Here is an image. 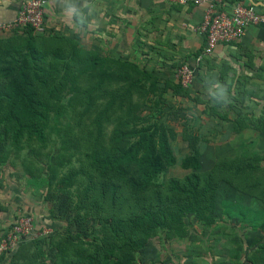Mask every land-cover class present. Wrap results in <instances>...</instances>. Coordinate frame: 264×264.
<instances>
[{
	"label": "rangeland",
	"instance_id": "obj_1",
	"mask_svg": "<svg viewBox=\"0 0 264 264\" xmlns=\"http://www.w3.org/2000/svg\"><path fill=\"white\" fill-rule=\"evenodd\" d=\"M31 34L46 53V64L63 71L66 82L60 102L49 112L44 144L26 136L12 144L0 131V166L36 183L42 213L31 215L37 228L44 224L51 229L49 236L22 245V256L12 264H61L63 258L74 260L75 249L92 254L103 239L114 240L107 229L109 217L144 211L170 212L181 224L159 226L142 247L122 249L120 257L129 264H264V115L255 116L245 101L257 95L253 85L225 89L216 74L203 73L181 85L185 94L175 95L178 65L187 63L166 62L173 55L159 52L158 46L156 55L149 47L129 53L127 66L105 65L107 74L98 77L89 58L121 59L120 54L89 46L88 52L73 56V44L82 50L79 38H65L52 27ZM27 35L25 27L0 30V50ZM186 56L193 58L192 53ZM141 69L155 76L154 91L148 90V80L133 82ZM150 123L169 132L166 148L174 162L148 187L132 186V166L117 174L92 162L126 144V139H114L116 132ZM190 141L197 149L198 169L180 165L191 152ZM192 174L204 195L192 200L170 189L171 181L185 185Z\"/></svg>",
	"mask_w": 264,
	"mask_h": 264
},
{
	"label": "crops",
	"instance_id": "obj_2",
	"mask_svg": "<svg viewBox=\"0 0 264 264\" xmlns=\"http://www.w3.org/2000/svg\"><path fill=\"white\" fill-rule=\"evenodd\" d=\"M20 1L0 0V20L12 19ZM241 1L264 16V0ZM202 9L170 0H44L50 28L61 29L65 38H79L82 51L88 52L89 46L106 47L109 55L120 54L125 60L129 53L137 55L146 47L156 55L158 46L159 52L173 55L167 60L163 56L166 62L184 60L191 68L193 58L186 55H193L203 44L196 30ZM203 63L197 75L214 78L216 74L225 89L234 84L253 85L257 95L246 89L250 96L245 101L255 116L264 115V23L249 25L235 42L217 44L209 63ZM31 182L0 166V233L17 214L42 213L39 193ZM12 262L11 253L0 257V264Z\"/></svg>",
	"mask_w": 264,
	"mask_h": 264
},
{
	"label": "trees",
	"instance_id": "obj_3",
	"mask_svg": "<svg viewBox=\"0 0 264 264\" xmlns=\"http://www.w3.org/2000/svg\"><path fill=\"white\" fill-rule=\"evenodd\" d=\"M23 27L26 28L28 35L21 42L6 45L0 50V131L7 135L12 144H17L22 136L33 138L39 144H44L49 112L53 111L60 102V93L66 81L63 78V71L58 72L54 66L46 64V53L36 46L31 34L32 29L28 26ZM70 49L73 56L85 52L80 50L76 44H73ZM199 50L200 47L193 53V57ZM89 65L97 69L98 77H103L107 74L103 68L105 65L115 69V66H127V62L101 56L89 58ZM196 68L198 69V66L195 67L193 76L197 75ZM139 72V78L133 82L148 80V90L154 91L155 76L145 69ZM172 91L175 95L186 93L178 79L172 83ZM213 103L218 104L216 101ZM202 110L207 113L205 108ZM169 135V132L157 123L131 126L127 130L116 132L114 136L116 141L126 139L125 145L117 148L116 152L110 156L92 157V162L101 171L110 170L117 174H124L125 167L132 166L135 172V178L131 181L132 186L137 190L145 189L154 181L157 174L174 162L173 155L166 148ZM189 143L191 152L181 159L180 165L183 168L198 169L196 146L193 141ZM26 170V174L32 175ZM197 182L196 174H192L188 184L178 185L171 181L169 187L175 192L196 200V194L204 195L205 193L204 190L198 191ZM31 183L34 188H37L33 180ZM174 224L180 225L181 220L178 215L170 212L144 211L127 218L112 215L107 222V229L114 239L112 242L103 239L92 254H86L84 250L77 251L73 248L75 249L74 260L63 258L61 264H129L120 257L122 249L140 248L152 230L159 226L170 227ZM33 240L35 239H25L19 242L9 252L11 258L14 261L19 259L22 256L21 246L30 245ZM260 253L264 259V247ZM28 259L26 257V261Z\"/></svg>",
	"mask_w": 264,
	"mask_h": 264
},
{
	"label": "built area",
	"instance_id": "obj_4",
	"mask_svg": "<svg viewBox=\"0 0 264 264\" xmlns=\"http://www.w3.org/2000/svg\"><path fill=\"white\" fill-rule=\"evenodd\" d=\"M201 6L202 14L196 27L203 38L199 52L193 57L194 65L200 66L211 55L217 44L237 41L252 24L264 23V16L257 14L253 6L241 0H170ZM44 0H21L15 16L0 20V30L28 26L32 31L43 33L50 30L44 17ZM187 64H179L176 78L182 86L189 83L193 71ZM197 70V68H196ZM51 233L46 225L37 228L29 214H17L16 218L0 233V257L8 254L19 242L38 239Z\"/></svg>",
	"mask_w": 264,
	"mask_h": 264
}]
</instances>
